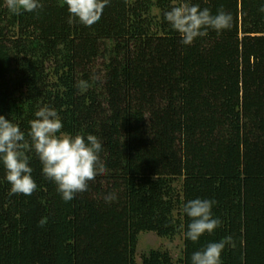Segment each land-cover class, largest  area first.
I'll list each match as a JSON object with an SVG mask.
<instances>
[{
    "label": "trees",
    "instance_id": "16d2710c",
    "mask_svg": "<svg viewBox=\"0 0 264 264\" xmlns=\"http://www.w3.org/2000/svg\"><path fill=\"white\" fill-rule=\"evenodd\" d=\"M184 2L231 28L183 45L164 14ZM40 3L17 15L0 0V115L25 133L37 184L12 193L0 161V264H173L153 249L137 263L141 233L181 235L179 264L229 236L222 264H264V0H109L92 26ZM45 105L62 132L99 139L109 170L69 202L27 135ZM197 198L222 223L193 242L183 208Z\"/></svg>",
    "mask_w": 264,
    "mask_h": 264
},
{
    "label": "clouds",
    "instance_id": "9594fccd",
    "mask_svg": "<svg viewBox=\"0 0 264 264\" xmlns=\"http://www.w3.org/2000/svg\"><path fill=\"white\" fill-rule=\"evenodd\" d=\"M6 6L14 14L34 12L43 5L40 0H5ZM70 19H78L85 26H92L102 16L109 0H64ZM264 13V6L260 9ZM166 21L181 38L183 45H192L197 38L206 37L214 30L219 35L232 26L230 13L220 9L215 15L208 8L188 2L171 8L164 14ZM79 87H86L81 81ZM35 118L29 121L31 147L42 164L43 175L55 183L57 191L65 202L73 200L78 193L88 190L89 182L106 175L108 169L100 158L103 150L99 139L94 135L86 137L80 134L71 136L62 132L63 124L53 108L47 105L39 107ZM25 133L18 125L0 115V161L6 169V180L11 185V192L30 196L36 191L37 184L32 178L33 169L29 158L22 151ZM105 202L111 204L117 200L115 193L105 196ZM216 201L193 199L183 208L191 222L187 225L186 238L196 242L204 234H212L222 223L214 218L212 209ZM43 226L44 221L40 222ZM232 237H225L220 242H210L202 250L192 254L191 264H222L221 256L226 244Z\"/></svg>",
    "mask_w": 264,
    "mask_h": 264
},
{
    "label": "rangeland",
    "instance_id": "374dc122",
    "mask_svg": "<svg viewBox=\"0 0 264 264\" xmlns=\"http://www.w3.org/2000/svg\"><path fill=\"white\" fill-rule=\"evenodd\" d=\"M175 188L177 192L180 191V180L175 183ZM173 216L178 219L179 211L174 212ZM151 249L166 252L173 264H179L182 256V236L179 235L172 239H164L157 237L153 233H141L137 239L135 261L139 263L141 255Z\"/></svg>",
    "mask_w": 264,
    "mask_h": 264
}]
</instances>
